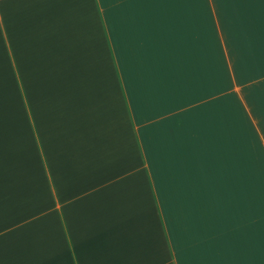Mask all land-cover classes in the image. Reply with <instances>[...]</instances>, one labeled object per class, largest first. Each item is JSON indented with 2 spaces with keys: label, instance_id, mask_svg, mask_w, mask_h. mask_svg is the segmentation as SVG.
Here are the masks:
<instances>
[{
  "label": "crops",
  "instance_id": "crops-1",
  "mask_svg": "<svg viewBox=\"0 0 264 264\" xmlns=\"http://www.w3.org/2000/svg\"><path fill=\"white\" fill-rule=\"evenodd\" d=\"M0 264H264V0H0Z\"/></svg>",
  "mask_w": 264,
  "mask_h": 264
}]
</instances>
